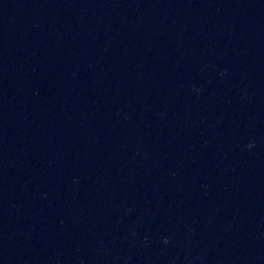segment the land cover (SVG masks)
<instances>
[{
  "label": "water",
  "instance_id": "obj_1",
  "mask_svg": "<svg viewBox=\"0 0 264 264\" xmlns=\"http://www.w3.org/2000/svg\"><path fill=\"white\" fill-rule=\"evenodd\" d=\"M0 264H264V0H0Z\"/></svg>",
  "mask_w": 264,
  "mask_h": 264
}]
</instances>
